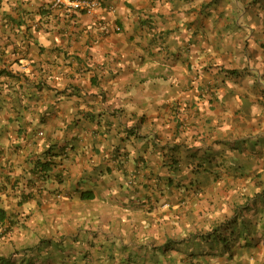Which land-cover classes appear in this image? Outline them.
<instances>
[{
	"label": "crops",
	"instance_id": "0c3cea01",
	"mask_svg": "<svg viewBox=\"0 0 264 264\" xmlns=\"http://www.w3.org/2000/svg\"><path fill=\"white\" fill-rule=\"evenodd\" d=\"M97 1L0 0V255L151 262L234 218L213 249L264 256V0Z\"/></svg>",
	"mask_w": 264,
	"mask_h": 264
},
{
	"label": "trees",
	"instance_id": "16d2710c",
	"mask_svg": "<svg viewBox=\"0 0 264 264\" xmlns=\"http://www.w3.org/2000/svg\"><path fill=\"white\" fill-rule=\"evenodd\" d=\"M2 73V71H0V74ZM182 145H185L183 143V141L181 142H177L174 144H168L167 150H169L170 152H172L173 154L167 159L163 161V165H167L169 167V169L171 170H177L179 168H177V157L175 155L176 152H178L181 148ZM47 164L49 162H46ZM46 164L42 165V168H44ZM202 165V164H200ZM199 164H197V166L195 167L192 163V167L189 168V172L191 174H195L196 172H198L200 167ZM187 174H185L186 177ZM184 177V178H185ZM188 178V177H186ZM193 179V177L190 178V180L188 181L190 184L189 185H193L194 182H191ZM180 182V181H179ZM179 184H182V182H180ZM195 185V184H194ZM81 197H85L88 198L87 194H81ZM17 209H5L3 207L0 206V229L3 230L4 232H8L10 231V229H12V227H14L15 222H14V216L17 215ZM236 222V220L233 218L229 219L228 221H223L221 222L218 226H215L211 231H206L205 234L199 235L197 234L195 236V241L196 244H191L190 242H192V235H191V240H179L174 242V245L176 246V244H183L185 248L189 249L188 251H185V249L181 250V248L177 249V247L173 246L172 247V243H165L164 246H162V248H160V252L159 254H164V259L166 261V257L168 255H170V251L169 248L173 249V252L175 251H179L182 254L181 258L179 259L180 263H175V264H211L210 261L208 259L205 258V256L208 255H212V253L216 254V250L213 249L216 247V245L222 244L223 247L226 246V241H225V236H223L224 232L226 230H229V234H232L234 229L231 230V226L232 224H234ZM221 229V233L218 232V230ZM249 235V233H248ZM211 236V237H210ZM199 237V239H198ZM186 243V244H185ZM199 243V248L197 247ZM251 241L247 243V245H250ZM189 246V247H188ZM32 249V247H31ZM206 252V253H204ZM221 252V251H218ZM210 253V254H209ZM223 253H217L218 256H221ZM167 255V256H166ZM250 255V254H249ZM247 255L246 257H244V259L242 258L243 256L241 254L239 255H235L234 252H231V260L234 259V257H237L238 261L235 262V264H249L248 263V259L249 258H254L251 255L249 256ZM213 256V255H212ZM150 259V258H149ZM256 260V259H255ZM23 262H21L22 264H33L34 262H32L30 257H26L25 259L22 260ZM151 262H153V259L151 258ZM155 262L157 264H171L170 260L166 261L167 263H163V261L161 260H155ZM228 263V262H227ZM0 264H15L14 261H12V258L10 257V255L8 256H1L0 255ZM257 264H264V260H261L260 263Z\"/></svg>",
	"mask_w": 264,
	"mask_h": 264
},
{
	"label": "rangeland",
	"instance_id": "374dc122",
	"mask_svg": "<svg viewBox=\"0 0 264 264\" xmlns=\"http://www.w3.org/2000/svg\"><path fill=\"white\" fill-rule=\"evenodd\" d=\"M0 98H1V93H0ZM64 243L68 244V237L65 238ZM191 244H196L195 238L192 239V242L190 243V245ZM175 247H177V249L181 248L183 250L182 244H176ZM197 247L199 248V243H198ZM56 249L57 248H56L55 244L53 243V245L51 246L50 253H52V255H54L56 258L52 257L50 262H47L46 260H44L43 264H65V259L66 258H63V255H61V253L54 254V253H56V251L59 252V250H56ZM66 249H68V248H66ZM148 250L153 251V249L150 246L147 247L146 251H148ZM188 250L189 249L187 248L185 251H188ZM252 250H253V247H252ZM169 251H170L169 252L170 255H168V256L166 255L167 256L166 257V261L170 260L171 264H175L177 261H178L177 263H180L179 259L182 257L181 256L182 254L180 253V250L178 252L177 251L173 252V249L169 248ZM50 253L47 254V256H45V257H48V255H50ZM145 253H147V252H145ZM204 253H206V252H204ZM148 255H151V254H148ZM148 255H146L145 258H142L140 256H136V255H132L131 257H128V262L132 263V264H157L155 262V260L158 259V260L163 261V263H167L165 261V259H164V254H161V253L160 254L159 253L155 254V253H153V255H152L153 262L149 261V259L147 257ZM212 255L211 254L210 255L207 254V256H205V258L208 259L211 264H225L226 262H229V261L234 262V264H235V262L238 261L237 257H234L233 261L231 260V251L229 252V255L222 254L221 256H218L217 253L216 254L212 253ZM242 258L244 259V257H242ZM254 258H256V260ZM254 258H249L248 259V263L249 264H255V261L260 263L261 260H264V256H262V257L257 256V257H254ZM33 264H36V262H34Z\"/></svg>",
	"mask_w": 264,
	"mask_h": 264
},
{
	"label": "built area",
	"instance_id": "2783aa9c",
	"mask_svg": "<svg viewBox=\"0 0 264 264\" xmlns=\"http://www.w3.org/2000/svg\"><path fill=\"white\" fill-rule=\"evenodd\" d=\"M54 8H62L64 10H76L78 12L93 13L97 7V0H50ZM167 205V204H165Z\"/></svg>",
	"mask_w": 264,
	"mask_h": 264
},
{
	"label": "clouds",
	"instance_id": "9594fccd",
	"mask_svg": "<svg viewBox=\"0 0 264 264\" xmlns=\"http://www.w3.org/2000/svg\"><path fill=\"white\" fill-rule=\"evenodd\" d=\"M98 2V1H97Z\"/></svg>",
	"mask_w": 264,
	"mask_h": 264
}]
</instances>
